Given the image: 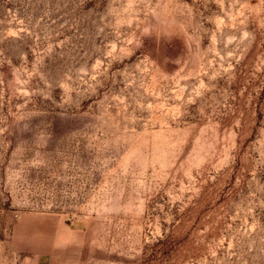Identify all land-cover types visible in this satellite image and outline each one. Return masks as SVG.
<instances>
[{"label": "rangeland", "instance_id": "1", "mask_svg": "<svg viewBox=\"0 0 264 264\" xmlns=\"http://www.w3.org/2000/svg\"><path fill=\"white\" fill-rule=\"evenodd\" d=\"M0 264H264V0H0Z\"/></svg>", "mask_w": 264, "mask_h": 264}]
</instances>
